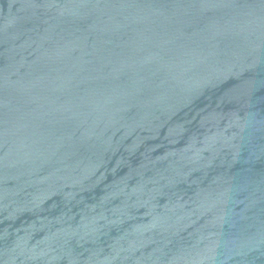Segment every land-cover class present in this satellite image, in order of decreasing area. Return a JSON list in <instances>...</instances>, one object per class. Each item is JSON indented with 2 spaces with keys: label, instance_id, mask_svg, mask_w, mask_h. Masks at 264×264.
<instances>
[{
  "label": "water",
  "instance_id": "1",
  "mask_svg": "<svg viewBox=\"0 0 264 264\" xmlns=\"http://www.w3.org/2000/svg\"><path fill=\"white\" fill-rule=\"evenodd\" d=\"M0 264H264V0H0Z\"/></svg>",
  "mask_w": 264,
  "mask_h": 264
}]
</instances>
